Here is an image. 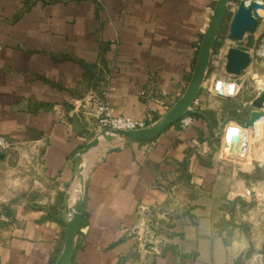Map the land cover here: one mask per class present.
Segmentation results:
<instances>
[{
  "label": "crops",
  "instance_id": "0c3cea01",
  "mask_svg": "<svg viewBox=\"0 0 264 264\" xmlns=\"http://www.w3.org/2000/svg\"><path fill=\"white\" fill-rule=\"evenodd\" d=\"M215 2L0 0V134L17 145L0 155V264L56 263L80 195L76 158L101 132L80 101L163 116L190 83ZM263 32L259 21L239 47ZM216 45L192 125L83 156L71 264H264V158L228 160L219 137L249 117L264 67L237 76L236 98L214 96Z\"/></svg>",
  "mask_w": 264,
  "mask_h": 264
},
{
  "label": "water",
  "instance_id": "95a60500",
  "mask_svg": "<svg viewBox=\"0 0 264 264\" xmlns=\"http://www.w3.org/2000/svg\"><path fill=\"white\" fill-rule=\"evenodd\" d=\"M231 0H216L211 19L204 33L202 43L198 52L197 61L190 83L182 97L163 116L150 126L138 130H109L101 131L93 140L81 149L76 158L77 178L80 182V195L77 199L71 216L67 222L64 248L55 264H71L75 239L78 234L85 204V175L82 158L92 149L96 148L102 140L121 139L125 141H150L158 138L168 127L179 122L187 113L196 114L193 108L197 97L206 80L209 63L218 33L227 14ZM264 5L257 0H241L233 14L230 24V37L235 40H243L247 32H254L258 25V19L254 10L260 11ZM224 70L228 75L239 76L247 70L252 63L250 51L230 46L224 54ZM222 95V93H220ZM252 110L249 117L241 126L248 131L251 145L261 139V129L264 125V91H261L251 103ZM236 121V119H231ZM211 123V121L209 120ZM238 122V121H237ZM239 123V122H238ZM222 131L219 137L222 136Z\"/></svg>",
  "mask_w": 264,
  "mask_h": 264
},
{
  "label": "built area",
  "instance_id": "2783aa9c",
  "mask_svg": "<svg viewBox=\"0 0 264 264\" xmlns=\"http://www.w3.org/2000/svg\"><path fill=\"white\" fill-rule=\"evenodd\" d=\"M240 1L241 0H234V1L231 0L228 6L227 14L218 33V37H217L218 42L221 41L222 43H225L226 41H231L230 46L239 47V43L246 40V38L251 33V32H247L243 40L241 41L235 40L230 37L229 28L231 24V19ZM247 1H251V0H247ZM257 1H259L264 5V0H257ZM228 13H230V16H228ZM254 15L255 17H257L258 22L259 21L264 22V13H262L261 11L254 10ZM201 43H202V39H200L196 44L195 48L197 49V51H199ZM246 50L250 51L252 56V63L249 68H251L254 64H257V66L259 67L260 66L264 67V32L257 39V42L253 45V47H251V49H246ZM226 51L225 49H221L219 47V49L213 55L215 63L212 66L213 67L212 72L215 73V77L209 83L207 89L214 96L230 99V98H236L239 95L241 91L242 83L237 78V76L228 75L225 73L224 54ZM219 71H222L223 73H219ZM257 77L258 79L256 80L255 98L259 96L261 91H264V75L263 76L257 75ZM220 93H222V95ZM145 94L146 93L144 91L141 92V95L144 96ZM162 94L164 96L168 95V93L165 91L162 92ZM80 102H81L80 105H78L79 110L82 112V114L85 117L89 118V120L94 125V127L99 131L143 129L153 124L159 118V117L157 118L153 109L149 110L146 117L142 119H136L124 115H116L113 112L112 107L105 99L101 97H97L93 93L88 95V97L82 99V101ZM193 121H194L193 113H187L179 121L180 127L182 129H185L190 125H192ZM221 131L223 133L221 137H224V144L222 148L223 149L222 155L224 156V158L231 161L240 162L243 159L253 154L252 147L255 144L251 145L249 139V133L241 125H239L237 129H234L232 131H226V126H225L222 128ZM261 133H262L261 139L257 142L262 143L260 146L261 147L260 150L264 154V125L262 126ZM225 138H226V142H225ZM16 146L17 145L15 142L11 141L7 137L0 134V155L8 153Z\"/></svg>",
  "mask_w": 264,
  "mask_h": 264
},
{
  "label": "rangeland",
  "instance_id": "374dc122",
  "mask_svg": "<svg viewBox=\"0 0 264 264\" xmlns=\"http://www.w3.org/2000/svg\"><path fill=\"white\" fill-rule=\"evenodd\" d=\"M228 16H230V13H228ZM221 43H222L221 41H219L217 43L215 52L219 49V47H221ZM250 69L251 68H249V70H247L248 73L250 72ZM262 72L264 73V70ZM242 74H245V72H243ZM252 78L253 79H256V80L258 79L257 75L253 76ZM226 109L230 111V114L235 113V111H236V104H231L229 106V108L226 107ZM221 112H222L223 116H227V114L225 112H223V111H220L219 113H221ZM225 142H226V138H225ZM259 156H260L259 159H261V158L263 159L264 158L260 153L257 155V152H255V155L254 154L251 155V157H253V158H256V157L258 158Z\"/></svg>",
  "mask_w": 264,
  "mask_h": 264
},
{
  "label": "bare ground",
  "instance_id": "6f19581e",
  "mask_svg": "<svg viewBox=\"0 0 264 264\" xmlns=\"http://www.w3.org/2000/svg\"><path fill=\"white\" fill-rule=\"evenodd\" d=\"M262 13H264V9L260 10ZM262 143L260 142H256L255 145L252 147V153L255 155V152H257V155L260 153L263 157H264V154L263 152L260 150V146H261ZM259 148V150H258ZM257 158V157H256ZM260 158V156L258 157Z\"/></svg>",
  "mask_w": 264,
  "mask_h": 264
},
{
  "label": "trees",
  "instance_id": "16d2710c",
  "mask_svg": "<svg viewBox=\"0 0 264 264\" xmlns=\"http://www.w3.org/2000/svg\"><path fill=\"white\" fill-rule=\"evenodd\" d=\"M216 45V44H215ZM194 115V114H193ZM195 117V116H194Z\"/></svg>",
  "mask_w": 264,
  "mask_h": 264
}]
</instances>
